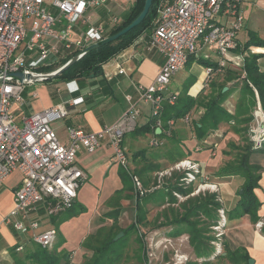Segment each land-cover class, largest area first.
<instances>
[{
  "label": "built area",
  "instance_id": "built-area-1",
  "mask_svg": "<svg viewBox=\"0 0 264 264\" xmlns=\"http://www.w3.org/2000/svg\"><path fill=\"white\" fill-rule=\"evenodd\" d=\"M110 1L115 0H0V182L15 170L22 175L13 194V206L2 223L10 224L17 233L28 236L41 247L53 244L56 229L50 226L39 230L42 222L33 214L37 213L39 205L44 206L49 215L71 208L76 202L78 189L86 179L76 162L81 149L92 153L107 137L112 149L111 159L128 171L124 137L133 130L140 109L127 95L128 107L116 122L91 132L80 126H68V143H62L52 123L67 116L66 104H72L73 100L16 116V110L26 102L24 90L33 81L7 79L6 74L46 73L33 68L55 62L58 43L76 54L104 38L105 26L94 20L88 10ZM47 3L56 13L46 8ZM221 16L225 21L220 20ZM75 19L86 27L78 37H74ZM111 21L116 23L117 18ZM243 23L241 0H160L150 28L149 45L165 59L150 84L135 86L138 101L149 105L151 115H159L165 102L172 104L176 96L168 94V84L172 76L185 67L189 56L198 51L200 40L215 46L219 55L216 67H205V73L211 75L219 71L231 60L229 50L237 45V34ZM25 39L22 49L18 50ZM28 52H34L29 61ZM240 57L232 58L233 62L240 63ZM123 72L124 68L119 67L118 73ZM259 117L264 127V115ZM160 121L156 119V128ZM148 143L156 147L162 140L151 137ZM133 182L142 192L137 176H133ZM225 220L221 221L223 225Z\"/></svg>",
  "mask_w": 264,
  "mask_h": 264
},
{
  "label": "rangeland",
  "instance_id": "rangeland-1",
  "mask_svg": "<svg viewBox=\"0 0 264 264\" xmlns=\"http://www.w3.org/2000/svg\"><path fill=\"white\" fill-rule=\"evenodd\" d=\"M114 2L127 1L115 0ZM25 41L26 39L21 43L18 50L22 49ZM239 50L240 47H238V45L230 48L229 55L231 60H227L226 64H224L219 71H216L218 76H216L213 82H208L210 75L205 73L204 80L207 84L203 88L204 90L201 89L200 92L197 93L200 99L207 97L210 93H215L218 85L224 83V77L227 75L226 69H236L241 71L243 56L247 51H245L246 53H242ZM248 52L259 54L260 57V49L258 46L249 47ZM236 56L242 57L238 64L234 63L232 60V58L235 59ZM186 71H188L187 66L185 69H180L174 76H172L168 84V89L170 91L185 88V81L191 79ZM212 83L213 85L211 86ZM59 84H62V81L54 77L43 81H33L27 85L25 95L26 105L21 108L30 112L39 109L43 105L52 103L55 99L54 96L57 94L56 86ZM198 86L199 82L192 87V92L196 91ZM230 86L237 87L234 88L227 97L236 95V98H239L241 95V80H229L223 88L226 87L227 89V87ZM33 91L37 92L35 97H31ZM183 93H185V89L181 92V94ZM175 96L177 97L178 93L175 94ZM245 96L244 102L252 117L246 126L247 129L245 133H235L236 136L225 138L221 146L222 150H219L217 153H215L217 147L214 146L211 150L210 158L213 160L210 164H201L191 158L183 157L174 161L162 160L160 163H154L155 165H158V167L155 168L152 163L143 162V159H135L132 157L127 148L128 171L122 167L127 173L126 185H124L121 180V187L108 193L111 188L112 190L114 189L115 186L113 187V185L115 180L108 178L105 182L106 186L105 184L97 186L93 183L92 179L94 177L90 176L87 181L83 182L84 184L82 183L80 191H78L80 197H77L75 209L76 211H79L82 208L83 212L80 213H83V216H81L78 221L79 224L84 220L88 221V223H86V230L89 231L84 234V237L81 240V247L79 248L77 244V246H73L74 248L71 246L73 249H70L69 251L66 248L60 247L61 236L60 239H56L55 237L56 240L54 239L53 244L47 248L50 250L56 248L57 253L62 252V254L67 256L62 257L58 264H91L96 259H99V264L104 261L108 264H249L248 260L251 257H249L245 250L238 252L236 256L234 255L230 257L226 255L227 248L229 247L224 242L227 229L224 225L227 223L226 225L228 226L229 224L228 210L220 194L219 185L216 182H213L211 178V174L214 175L216 172L215 175H218V171L220 176L224 175L222 169L226 166L235 164L238 159V153L246 144H250L251 148L256 151L254 152V159H252L257 160L258 163L260 162L261 164H259L263 168L264 127H262L263 122L259 116L264 115V107L259 100L256 90H254V97L249 94ZM224 107L226 108V106ZM203 110L204 108L202 105H195L185 114L187 115L186 118H184V115L183 117L178 118L179 121H176L174 118H170L165 122H162L161 120L160 126L158 127L165 128L164 132L166 137L169 138L175 136L173 133L174 128H176L177 134L181 133L179 128H183L182 126H184L186 130L188 128L193 132L192 120H197ZM228 111L233 113L230 110ZM60 120H62V118L54 121L57 123ZM171 120L172 123L170 122ZM135 121L136 123L134 127L138 124L137 118ZM230 123L233 124L234 122L230 120ZM180 124H182V126H179ZM239 127L241 128L242 126ZM185 129H182V131L185 132ZM154 135L155 134L151 132L150 138L155 137V139L158 140L159 136ZM205 137L201 139H204ZM161 140V145L151 147L147 142L146 146L152 150H162L165 139ZM169 150L170 149L167 151ZM197 150L198 148L195 149V151ZM169 152L172 154L177 153L172 151ZM118 171L119 168L117 167V174ZM18 176L19 173L16 172L10 177V180H15ZM133 176H137L139 179L142 192L135 187ZM175 184L183 190L189 189L188 193H181L176 189ZM103 185L105 186V190L101 192L100 187L102 188ZM163 187H165L166 191L161 192L160 190H162L161 188ZM166 187L168 188L166 189ZM239 190H242V185ZM197 196H199V199L197 200L198 204L201 203V199H205L204 202H206V200L211 202H206V211H202L199 208H192L189 211L186 210V208L183 207V204L188 199ZM212 197H214V199L210 200ZM142 198H145L146 202H144ZM215 202L218 204L217 207L215 206L216 208H214ZM137 203L141 204V208L145 212L144 219L142 222L138 223L135 220ZM68 209H61L42 217L44 219L48 217L49 219V217L58 215L61 211ZM93 212L95 213L88 219V216ZM186 212L191 214L189 215L191 222H195L202 241L208 246V250L210 251L208 256L204 257L195 255L194 247L189 241L187 227L184 224H177L173 221L174 217H179ZM80 213H77L76 215H80ZM209 213L213 218L209 217ZM222 220H225L224 225L221 223ZM44 221V223H47V220ZM132 223H136V227L133 229L129 227ZM79 224H76V230L78 233V230L82 229V225ZM83 225V228H85V223H83ZM42 226L43 225H41L39 230H43ZM253 226L255 230L263 235L261 228L264 226V214L259 216V218L253 223ZM223 228L225 230H223ZM176 231H181V233L176 235L174 234ZM119 232H122V235L119 238L114 239ZM56 236L58 237L57 230ZM111 236H113L114 240L119 241L116 246L117 249L112 254L105 253L102 257H99L100 255L97 248L102 247L103 244H105V241ZM27 239L28 240L26 241L29 242L28 244L31 246L30 248H34L36 243H31L29 237ZM238 248L242 247L239 246ZM25 249L26 248L24 247L23 249L15 250L16 253L14 254L16 258L22 260L23 264H38L24 257ZM245 253L247 259L243 257ZM106 262L104 264H106ZM12 264H15L14 261Z\"/></svg>",
  "mask_w": 264,
  "mask_h": 264
},
{
  "label": "crops",
  "instance_id": "crops-1",
  "mask_svg": "<svg viewBox=\"0 0 264 264\" xmlns=\"http://www.w3.org/2000/svg\"><path fill=\"white\" fill-rule=\"evenodd\" d=\"M125 1L127 2L112 1L93 6L89 8L88 14L94 20L101 22L107 31L109 27L122 21L134 3V0ZM45 6L51 12L56 13L55 8L50 4L47 3ZM241 11L244 16V23L237 34L238 47L243 46L251 34L264 42V0H241ZM113 17L117 18L116 23L111 21ZM225 19L226 18L223 16L220 17L222 21H225ZM74 29V37H78V34L82 30H85L86 27L79 19H75ZM149 33L150 29L143 31L129 46L103 63L101 73L88 77H79L69 81H62V84L56 86L57 94L54 96V101L35 110L38 111L41 110V108L50 107L68 99L73 100L72 104H66L68 111L67 116L57 123L56 121L52 123V127L62 143H68V126H80L83 130L91 132L98 131L116 122L128 107L129 103L126 100L127 95L131 97V100L134 101L140 109V114L136 117L137 125H142L150 120V107L148 104L138 101V94L135 86L150 84L158 68L163 64L165 57L157 49L150 47ZM49 43H51V41H49ZM57 46L58 52L55 62L63 60L73 51V49H66L61 43H58ZM258 48L260 49V57L257 59V62L259 68L264 71V43L263 46H258ZM33 53L34 52H28L27 61L31 59L34 55ZM218 58L219 55L215 46L203 44L202 40L199 41L198 51L189 56L185 65L188 70L186 72H188L191 77V79L185 81V94L195 97L196 94L205 87L207 83L204 80V68L211 66L209 64H216ZM119 67L124 68L125 72L118 73ZM185 67L183 69H185ZM35 68H33L34 71ZM216 76H218V74L210 76L208 82H213ZM198 82V88L196 91L192 92V87ZM26 89L27 86L24 90L25 98ZM184 89L181 88V90L177 89L175 91L167 89V92L168 94L178 93V95H181ZM34 92L36 91L31 93V97L36 96H33ZM236 97V95L226 97L223 104L226 106L227 110L233 112L237 101ZM25 105L26 102L24 106ZM35 111L27 112L20 108L16 110L15 115L18 116L19 113L28 115ZM176 121H179V119ZM179 126H182V124ZM182 127L183 128H179L181 130V135L177 134V130L174 128L173 133L175 136L172 138L173 141L168 140L169 137H166L165 133L159 137L165 139L162 150L147 148L146 145L150 138V133L144 135H133L131 132L127 133L124 137V145L129 149V153H131L132 157L135 159H143V162L155 165L162 160L169 161L172 160L171 158L177 157L175 154L169 152L173 144L177 142L181 146L182 151L185 152L183 157H188L201 164L208 165L213 160L210 156L214 146L217 147L215 150V153H217L219 150H222L221 146L225 138L236 136L227 122H220L216 129L210 131L204 139L200 140L195 138L191 130L188 128L186 130L184 126ZM182 129H185V132L182 131ZM196 148H198L197 151H195ZM168 149L170 150L167 151ZM111 154L112 149L108 144L107 137L101 140V145L92 153H88L84 149H81L77 153L76 162L86 174V179L83 182L87 181L90 176H93L94 178L92 177V180L94 185L99 186L100 184H105L106 186L105 182L109 178L115 180L113 185V187H115L113 190L111 188L108 193L119 189L121 187V179L119 172L117 174V167L120 169V166L111 159ZM254 154L255 153L251 155V159H254ZM253 161L257 162V160ZM262 166L263 168L258 181V187L254 189V193L260 201L257 210L259 216L264 214V164H262ZM16 172L19 173V176L15 180H10V177ZM215 174H211L212 181L219 185L220 194L227 210H229L236 202L237 194L243 184L244 178L239 174H224L220 176L219 171L217 172L218 175ZM21 178L22 175L20 171L15 170L3 182H0V264H12V251L15 252V250L23 249L24 247H31L28 244L29 242L26 241L28 240V236L20 235L10 224L2 223V219L10 212L13 206V194L21 183ZM81 186L78 191H80ZM105 186L103 185L102 188L100 187L101 192L105 190ZM79 195L78 192L77 197H80ZM94 213L95 212L91 213L88 219ZM44 215H46L45 207L39 205L37 213L33 214V216H38L37 218L42 222L43 228L50 226L56 228L58 235L56 239H60V236L61 239H63V242L59 244L61 248L70 250L74 248L73 246H77V244L79 248L81 247V240L84 234L89 231L86 230V223H88V221L83 219L84 221L79 224L78 220L83 216V213H80V215H70L69 212L65 210L61 211L58 215L49 217V219L48 217L44 219L42 217ZM44 220H47V223H44ZM77 223L82 225V229L78 230L79 233L76 230ZM83 223H85V228H83ZM226 228L224 242L231 250L241 246L242 250L247 251L249 257L253 259V264H264V236L255 230L253 222H251L248 214H243L238 218H229V224ZM15 246L17 247L13 249ZM19 246L21 248H19ZM71 246L73 248H71Z\"/></svg>",
  "mask_w": 264,
  "mask_h": 264
},
{
  "label": "trees",
  "instance_id": "trees-1",
  "mask_svg": "<svg viewBox=\"0 0 264 264\" xmlns=\"http://www.w3.org/2000/svg\"><path fill=\"white\" fill-rule=\"evenodd\" d=\"M160 3V0H152V4L146 16L143 20L130 30H128L123 35L119 36L112 42L106 43L102 46H99L95 49H92L85 54H83L78 60L72 63L69 67L63 70L60 74L55 76L54 78L60 81H69L79 77H88L91 75H97L102 72V64L107 62L112 56L117 54L122 49L129 46L143 31L149 30L152 26V22L156 16L157 7ZM144 4V0H134L133 5L131 6L127 15L122 19L118 24H114L109 27L106 31V36L117 32L122 29L126 25H128L141 11ZM260 39L254 37L252 34L249 36V39L245 42L243 46L240 47V52L247 53L243 56V65L241 67V71L236 69H226V76L224 77V83L219 84L215 93H210L205 98H199L197 94L196 97L189 96L185 93L178 95L175 101L172 104L167 102L164 103L162 111L159 115H151L150 120L142 125H136L133 130H131V134L135 135H144L146 133H153L155 136L164 135V129L160 127V132L155 133L156 129V119L160 118L162 122L170 118L178 119L183 117L186 113H188L195 105H202L204 110L202 114L199 116L197 120H192V129L194 135L197 139H201L205 137L210 131L216 129L220 122H227L231 130L234 133H245L247 129V124L250 121L251 114L248 112V108L244 102L245 95H251L254 97V90L257 91L259 100L264 107V72L259 68L257 59L259 54H253L248 52L250 46H260L263 45ZM75 53V52H74ZM74 53L68 54L63 60L53 62L49 65L37 66L35 71L37 72H48L56 67L64 64ZM216 67V64H209ZM216 72H212L210 76L216 75ZM243 75V76H241ZM241 80L242 86L240 87L241 95L237 98L235 108L233 113H230L222 104L228 94L234 90L237 86H230L226 90H222L223 86L226 85V82L229 80ZM212 81V80H211ZM210 81V82H211ZM235 84V83H234ZM213 83L211 84V86ZM215 91V90H214ZM213 92V91H212ZM253 104V103H251ZM230 120L234 123L231 124ZM239 126H242L241 128ZM129 132V133H130ZM126 135V134H125ZM172 135V134H171ZM243 137V136H242ZM170 141H173L172 138H169ZM172 152L175 153L177 157L171 158L173 161L180 159L185 155V152L182 151L179 143L175 142L173 147L171 148ZM256 152L251 148L250 144H246L244 148L238 153V159L235 164L226 166L222 169L223 174H239L244 178V182L242 184V192L237 194V199L235 204L228 210L229 218H238L245 213H248L251 219V222H255L259 215L257 214L258 207L260 205V201L258 200L256 194L254 193V189L258 187V181L261 176L262 167L259 163L253 161L251 159V155ZM171 153V152H170ZM155 168L158 165H154ZM119 176L124 185L127 183V173L126 171L120 167ZM176 189H178L181 193H188L189 189L183 190L177 184H175ZM168 187H166L167 189ZM161 192L166 191L165 187L161 188ZM199 196L188 199L183 207L186 210H191L192 208H199L200 210H205V204L211 203L205 199H201V203L198 204L197 200ZM214 197H212L213 200ZM144 202H146L145 198H142ZM204 202V204H203ZM139 203V202H138ZM137 203V213H136V222H142L144 219V211L141 208V204ZM198 204V205H197ZM217 202L214 203V208L217 207ZM216 206V207H215ZM213 208V209H214ZM70 215L77 214L83 212L82 208L79 211L75 209V203L72 208L67 210ZM206 211V210H205ZM193 213V212H191ZM189 212L183 213L179 217H174L173 221L177 224H184L187 227V232L189 233V241L190 244L194 247L195 255L197 256H208L210 251L208 250V246H206L205 242L202 241L199 230L196 227L195 222H191ZM209 217L213 218V216L209 213ZM136 223H132L129 225L130 228H135ZM126 230V229H125ZM261 231L264 235V226L261 228ZM181 231H176L174 234H180ZM31 241V240H30ZM34 241H31V243ZM63 239H61V243ZM35 243V242H34ZM119 241L113 239L111 236L102 247L97 248L99 252V257H102L105 253L112 254L117 248ZM34 248H26L24 257L30 259L34 263L38 264H58L59 260L62 257H67L62 252H56V248L52 250L47 247H41L38 243L35 244ZM17 246L13 247L15 249ZM69 251V250H68ZM242 251V248H236L231 250L227 248L226 255L232 257L236 256L238 252ZM12 257L15 264H23V261L16 258L15 252L12 251ZM56 253V254H54ZM247 259L246 253L243 256ZM108 258V257H107ZM106 260V258H105ZM106 261L102 262L104 264ZM91 264H99V259L94 260ZM106 264H108L106 262Z\"/></svg>",
  "mask_w": 264,
  "mask_h": 264
},
{
  "label": "water",
  "instance_id": "water-1",
  "mask_svg": "<svg viewBox=\"0 0 264 264\" xmlns=\"http://www.w3.org/2000/svg\"><path fill=\"white\" fill-rule=\"evenodd\" d=\"M151 4H152V0H144V4H143V7H142L140 13L128 25H126L125 27H123L122 29L118 30L117 32H115L113 34L107 35L104 38L89 44L88 46L85 47L83 52L74 54L64 64H62L57 69L50 71V72H46V73H33V72L24 73L23 71H16V72L7 73L6 78L7 79H17L19 81H22L23 78H26L27 80H30V81H36V80L43 81V80L51 79V78L57 76L63 70H65L67 67H69L72 63H74L76 60H78L86 52H88L92 49H95L99 46H102L106 43L114 41L119 36L123 35L128 30H130L134 26L138 25L143 20V18L146 16V14L148 13ZM223 90H226V87H224ZM159 132H160V128L157 127L155 129V133H159ZM241 192H242V190H239V193H241ZM121 235H122V232H119L115 236L114 239L119 238ZM248 263L253 264V259L249 258Z\"/></svg>",
  "mask_w": 264,
  "mask_h": 264
}]
</instances>
